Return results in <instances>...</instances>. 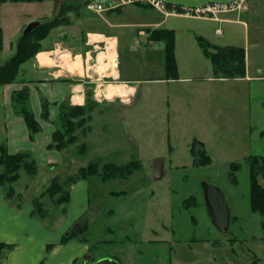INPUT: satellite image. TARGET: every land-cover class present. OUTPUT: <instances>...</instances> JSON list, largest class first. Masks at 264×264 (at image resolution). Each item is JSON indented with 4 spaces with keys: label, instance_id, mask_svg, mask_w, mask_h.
Masks as SVG:
<instances>
[{
    "label": "rangeland",
    "instance_id": "obj_1",
    "mask_svg": "<svg viewBox=\"0 0 264 264\" xmlns=\"http://www.w3.org/2000/svg\"><path fill=\"white\" fill-rule=\"evenodd\" d=\"M82 1L1 2L0 29L3 46L0 51V65L14 54L16 42L29 23H25L27 17H39L36 21L40 24L42 20L57 14L60 2L77 4ZM248 1L250 0H247V8ZM48 36L49 34L40 41L41 47ZM187 50L190 51L178 53L180 68L184 70L182 75L192 74L185 71L191 62H194L192 64H195L197 69L196 75H207L203 70L200 49H197L199 53L191 48ZM181 53L185 56L180 57ZM187 58L192 61L187 62ZM31 60L32 58L20 65L14 82L19 80L24 64ZM207 84L203 89H198L196 99L189 102L179 100L174 105L161 102L156 94L159 85H143L147 88L148 100L140 101L137 97L133 105L128 104L127 108L118 114L119 120L112 117L114 114L107 113L110 110L85 117L84 123L74 129L76 141L62 149L65 152L64 163L60 166L50 164L41 168L36 164L37 173L33 176L20 170L19 178L10 184L14 188V194L8 203L18 209L26 204L33 208L34 202L39 200L43 205L45 217L34 218L43 219L48 227H55L65 212L67 202L57 204L47 193L41 196L42 192L54 178L58 179L65 191H69L72 184H64L66 179L76 175L79 168L99 160L98 175H88L85 178L89 184L90 209L95 212V216L91 219L85 216L77 222L88 226L84 234L77 239L85 237L84 242L90 245L89 250L91 248L95 252L94 258L115 255L123 263L132 264H252L253 260L255 264H264V233L260 225L262 216L250 209L249 169L246 157L253 151H264V137H251L249 140L243 130L245 121L236 119V107H240L243 97L241 93L237 94L236 98L233 96L227 103L228 115L236 119L232 129L238 133V137L221 136L225 129L224 121L220 120V126L210 125V119L218 122L222 106L214 100L218 99L221 93L209 94L221 83H213L210 89H207ZM189 85L198 86L195 82ZM104 107L109 108L105 105ZM120 107L124 108L125 105ZM4 111L0 99V119ZM166 117L169 124L165 120ZM79 118H75L74 122L77 123ZM126 125L130 128L126 129ZM57 127H60L59 122ZM101 127L105 133L103 137L99 136ZM113 127L115 129H112ZM1 135L0 144L4 146V138ZM81 143L86 144L82 153L79 151ZM191 147H194L195 151L204 150L205 154L208 153L207 150H211L213 162L198 165L197 157L191 153ZM198 152L197 150L195 154ZM130 154L140 155L144 162L134 156L129 159ZM157 157L162 160L168 157L171 162L163 168L162 176L154 179L152 162ZM31 158L34 159L32 154ZM130 161H137L139 165L133 167L125 177L101 178L104 172L103 164L124 166ZM231 163L237 165L235 171H232ZM231 172L235 181L231 180ZM258 180L264 187V177H259ZM202 181L221 188L231 213L238 216V221L231 222L227 233L219 232L210 222L203 204ZM5 192V188L0 187V193L8 199ZM114 192L120 194L115 195ZM57 195L54 198H57ZM189 196L195 197L197 206H183V201ZM152 230L156 231L155 235ZM153 236L157 238L156 241H150ZM232 238L237 239L233 250L227 242ZM191 239L194 241L191 242ZM205 241L212 242L214 246ZM9 248L10 245L0 243V264L3 263L5 252Z\"/></svg>",
    "mask_w": 264,
    "mask_h": 264
},
{
    "label": "crops",
    "instance_id": "obj_2",
    "mask_svg": "<svg viewBox=\"0 0 264 264\" xmlns=\"http://www.w3.org/2000/svg\"><path fill=\"white\" fill-rule=\"evenodd\" d=\"M67 16L69 24L50 31L41 49L21 68L19 80L0 85V99L5 108L0 119V135L3 131L4 146L8 153L28 151L38 168L50 164L60 166L64 163V150L47 147L57 128L60 103L84 107L89 116L110 110L107 113L114 114L112 117L119 120L118 114L128 104L133 105L137 97L140 101L148 100L147 88L143 85L152 87L153 84L159 85L156 94L161 102L174 105L179 100L189 102L196 99L198 89H203L207 83V89L215 82L221 83L209 92L223 95L218 99L212 98L222 107L218 122L210 119V125L220 126V120H223L225 129L221 136L238 137V133L232 129L237 119L245 121L243 130L249 140L251 137H264V85L261 84L264 83V0H250L244 11L217 17L192 18L164 14L151 7L136 5L101 13L80 7L68 12ZM27 18L25 23L38 20L39 17ZM155 30H168L174 34V72L165 68L164 40L151 38ZM197 36L212 45L243 48L245 75L232 79L214 75L211 62L203 54ZM188 48L196 53L200 49L203 70L207 75H196L195 64L188 58L186 60L191 65L185 71L192 74L182 75L184 70L180 68L178 53L190 51ZM184 56L181 53L180 57ZM195 78L197 80L193 81ZM191 82L198 86L190 87ZM22 88L28 92L29 109L40 126V130L32 135L24 119L11 107L12 92ZM240 93L243 95L242 102L240 107H236L234 119L228 115L227 103ZM44 101L48 103L46 117L42 115ZM122 104L124 108L120 107ZM104 105L109 108L106 109ZM165 120L169 124L167 117ZM125 128L130 127L126 125ZM101 132L99 136L103 137L105 133ZM206 152L210 162H213L211 150ZM263 154L264 151H253L246 157ZM131 156L144 162L140 155L130 154L129 159ZM162 161L163 168L171 162L168 157ZM191 164L195 166L193 161ZM88 185L86 179H80L70 186L69 202L55 227H48L43 219L34 218L29 204L21 209L15 208L8 203L10 199L0 193V243L11 246L6 250L2 264H80L81 259L88 254H91L92 261L111 257L121 264H132L123 263L115 255L94 258L95 252L91 248L89 250L90 245L78 239L61 241L81 218L87 216L91 219L95 216V212L90 209ZM237 221L238 216L230 211V224ZM152 232L155 235L156 231ZM156 240L153 236L150 241ZM228 240L233 250L237 239ZM209 244L214 246L212 242Z\"/></svg>",
    "mask_w": 264,
    "mask_h": 264
},
{
    "label": "trees",
    "instance_id": "obj_3",
    "mask_svg": "<svg viewBox=\"0 0 264 264\" xmlns=\"http://www.w3.org/2000/svg\"><path fill=\"white\" fill-rule=\"evenodd\" d=\"M7 0H0L4 2ZM20 1V0H9ZM31 1V0H29ZM89 0H83L80 3H67L60 2L58 4V12L55 16L42 20L40 24L34 27L27 35L21 34L16 42V50L13 55L6 59L0 65V85L9 84L15 81L19 72L21 64L34 57L37 51L41 49L40 41L43 40L50 31L60 25L69 24V18L67 13L80 7H85ZM152 39H162L165 42V68L171 72L175 70V57H174V34L168 30H155L151 34ZM199 46L202 49L203 54L210 60L212 65L213 74L219 77L236 78L243 77L245 75V62H244V49L233 46H216L210 44L201 36L196 37ZM2 31L0 29V51L2 49ZM11 107L17 115H20L32 135L40 130L39 123L35 120L33 113L28 106V92L25 88L16 90L11 94ZM47 102H42V115H47ZM59 111L57 114V123H60V127H57L52 134V140L47 146L49 149L62 150L67 145L76 141V134L74 129L77 125L84 123L85 117L88 118L87 109L84 107L70 106L66 103H60ZM77 123L74 122L75 118H78ZM201 145V143H200ZM198 147H196L197 149ZM86 149V144L81 143L79 151L82 153ZM194 150V152H193ZM198 154H195L196 151ZM191 147V153L194 157H197L198 165H207L210 163V157L205 154L204 150ZM99 160L90 162L87 166L78 169L77 174L69 176L65 183L66 185L74 184L80 179H85L88 175H98ZM247 163L249 169V205L253 212L259 213L261 218V229L264 233V187L259 183L258 178L264 177V154L263 155H249L247 156ZM139 162L130 161L124 166H117L113 163H105L102 166L103 173L101 178H107L111 176L125 177L131 172L133 167H138ZM0 187H4L5 195L8 199L14 194V188L11 183L15 182L19 178V171L24 170L29 176H33L37 173L36 162L31 158V153L28 151H19L16 153H8L5 146L0 144ZM232 171L237 169V165L231 163ZM108 173V174H107ZM231 180L235 181L233 172H231ZM48 194L54 199L57 204L63 202H69V191L63 189V185L58 182L57 178H54L50 185L42 192L41 196ZM58 194V195H57ZM114 194H120L114 192ZM57 195V198L54 196ZM197 206V202L194 196H189L183 201V206L189 208L191 206ZM42 203L39 200L34 202V206L31 211V215L44 218ZM79 222V221H78ZM76 228H73L71 232L64 235L61 241L68 239H77L82 233L86 231L88 227L85 223H77ZM80 241H85V237L82 236ZM9 247V246H8ZM11 247V246H10ZM255 264V261H252Z\"/></svg>",
    "mask_w": 264,
    "mask_h": 264
},
{
    "label": "water",
    "instance_id": "obj_4",
    "mask_svg": "<svg viewBox=\"0 0 264 264\" xmlns=\"http://www.w3.org/2000/svg\"><path fill=\"white\" fill-rule=\"evenodd\" d=\"M99 3H106L110 0H90ZM170 6L179 7H201L209 3H230L233 0H161ZM38 21H31L24 28L22 34L27 35L34 27L38 25ZM153 168L155 170L154 179H159L162 176L163 161L157 157L153 160ZM201 191L203 204L206 213L212 225L221 233H227L230 225V208L225 199L224 193L217 185L202 181ZM80 264H121L116 259L111 257H101L95 261L91 260V254L86 255L81 259Z\"/></svg>",
    "mask_w": 264,
    "mask_h": 264
},
{
    "label": "built area",
    "instance_id": "obj_5",
    "mask_svg": "<svg viewBox=\"0 0 264 264\" xmlns=\"http://www.w3.org/2000/svg\"><path fill=\"white\" fill-rule=\"evenodd\" d=\"M247 0H233L230 3H209L201 7H179L170 6L161 0H110L106 3L88 1L85 8L101 13L107 10H114L128 4H136L139 6H147L156 9L164 14L173 13L184 16L197 17H217L220 14L240 13L246 9ZM219 33V30H216Z\"/></svg>",
    "mask_w": 264,
    "mask_h": 264
}]
</instances>
